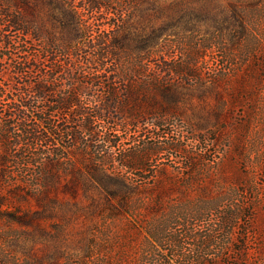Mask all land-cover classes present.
I'll return each instance as SVG.
<instances>
[{
  "label": "trees",
  "instance_id": "1",
  "mask_svg": "<svg viewBox=\"0 0 264 264\" xmlns=\"http://www.w3.org/2000/svg\"><path fill=\"white\" fill-rule=\"evenodd\" d=\"M220 1L0 0V264L249 263L232 242L264 240L261 184L212 179L220 195L190 206L177 193L206 195L199 179H145L166 155L215 162L203 155L218 139L187 143L184 128L200 129L176 98L203 80L208 50L226 58L213 79H237L232 107L250 105V124L261 106L264 126V13ZM46 7L61 37L36 24ZM81 214L92 228L66 244L65 217Z\"/></svg>",
  "mask_w": 264,
  "mask_h": 264
},
{
  "label": "rangeland",
  "instance_id": "2",
  "mask_svg": "<svg viewBox=\"0 0 264 264\" xmlns=\"http://www.w3.org/2000/svg\"><path fill=\"white\" fill-rule=\"evenodd\" d=\"M189 1L192 4L205 2V0ZM229 2H238L240 5L243 4L245 6V14L248 17L264 13V0H221L219 3L227 7ZM199 7L200 5L196 6L197 11ZM100 14L101 13H96L94 15L98 16ZM37 15L36 24L38 26L47 27L48 29L50 28L48 31L43 32L44 36L50 35V32L55 33L57 37H61V34H65L61 30L54 29V18L56 16L51 15L47 7L40 10ZM102 15L107 18V21H105L106 24L102 26V30L104 32L111 30L110 24L114 21V15L110 13L106 14V10ZM190 17L194 19L197 18L196 14ZM146 18L148 19L149 16H146ZM259 21H261V24L259 22L257 31L263 33L264 15ZM228 34L229 32H225L223 36L227 38L226 35ZM143 35L147 36L148 33H143ZM174 44H176V42H174ZM224 56V53L221 51L208 50L203 58L199 59L200 68L206 70V72L204 71L202 73V83L200 82L199 85L181 86L180 90L176 93V98L180 101L181 109L185 112V119L190 120L195 128L200 129L197 133L193 134L189 126L184 128V137L187 143H191L188 137L192 138L196 136V138H198V136L201 137L209 131L214 135L215 139H218V143H210L209 145L207 141L205 142V147L208 148V150L216 149L217 152L210 153V151L203 156L206 157L207 161L210 158L211 160H215V162L209 163L200 160L201 162L198 161L199 164H193L194 162L187 160L185 156L181 157L178 155L176 157L175 154L171 156L166 155L162 158V164L159 166L156 173L145 176V179H199V184L205 186V189L208 191L206 195L200 193V189L197 185V190L191 194L184 196L177 193V196L182 199V202H186L187 200V205L190 206L197 205L200 200L209 199L208 196L212 198L218 194L220 195V184L212 179H254L255 182L264 187V164L263 166L258 164V155L263 152L264 148V126L260 118V110L262 108L258 106L257 115L256 113L253 114L254 117L251 119V123L248 124L245 122V120L248 119V113L245 114L244 111L248 110L250 105H244V107L237 105L236 107H232L233 99L231 93L237 85V79L235 77L232 79L223 77L222 80L213 79L215 75L213 72L216 67L226 63L224 62L226 59ZM260 88V90H262L264 85H261ZM258 102L262 105L264 98H262V102L259 98ZM247 125L249 129L248 136L245 141L240 140L241 137L245 139ZM227 140L232 143V157L223 154L224 151L226 152L227 150L225 147V145H228ZM240 144L246 147V152L242 156H240L239 151H236V148H238ZM194 145L195 149L200 148L198 142H195ZM195 149L194 155H199L197 152L199 153L200 149L197 152ZM230 158L235 159L237 162L231 161ZM175 161H179V163H175ZM219 162L220 164L217 165ZM246 162L247 165H245ZM136 176L135 173H127L125 179H135ZM250 194L249 192V197H251ZM65 218L66 220L63 226L68 233L66 244L70 243V245H73L77 243L79 240V232L92 228L91 225H93L91 222L92 219L86 217L84 214L75 216L67 215ZM38 243L43 246L40 241H38ZM232 243L234 247L237 248L241 244L248 245V264H264V247L257 246L258 244L264 243L263 239L243 241L241 238H238ZM260 252H263L262 255H260ZM231 263L235 264L236 262L231 259Z\"/></svg>",
  "mask_w": 264,
  "mask_h": 264
}]
</instances>
